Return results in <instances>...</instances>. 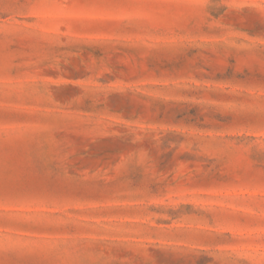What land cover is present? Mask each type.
I'll return each mask as SVG.
<instances>
[{
    "label": "rangeland",
    "instance_id": "374dc122",
    "mask_svg": "<svg viewBox=\"0 0 264 264\" xmlns=\"http://www.w3.org/2000/svg\"><path fill=\"white\" fill-rule=\"evenodd\" d=\"M0 264H264V0H0Z\"/></svg>",
    "mask_w": 264,
    "mask_h": 264
}]
</instances>
